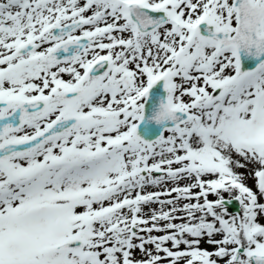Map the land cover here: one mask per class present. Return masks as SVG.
Segmentation results:
<instances>
[{
  "label": "snow or ice",
  "instance_id": "snow-or-ice-1",
  "mask_svg": "<svg viewBox=\"0 0 264 264\" xmlns=\"http://www.w3.org/2000/svg\"><path fill=\"white\" fill-rule=\"evenodd\" d=\"M0 264H264V0H0Z\"/></svg>",
  "mask_w": 264,
  "mask_h": 264
},
{
  "label": "rangeland",
  "instance_id": "rangeland-1",
  "mask_svg": "<svg viewBox=\"0 0 264 264\" xmlns=\"http://www.w3.org/2000/svg\"><path fill=\"white\" fill-rule=\"evenodd\" d=\"M234 204H235V202H234ZM235 206V205H234ZM237 207H238V205H237ZM230 210H231V208H230ZM233 211H235V209H233Z\"/></svg>",
  "mask_w": 264,
  "mask_h": 264
}]
</instances>
